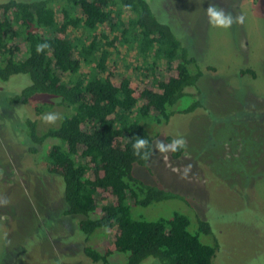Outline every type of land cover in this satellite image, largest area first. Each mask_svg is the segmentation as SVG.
I'll return each instance as SVG.
<instances>
[{
  "label": "trees",
  "instance_id": "1",
  "mask_svg": "<svg viewBox=\"0 0 264 264\" xmlns=\"http://www.w3.org/2000/svg\"><path fill=\"white\" fill-rule=\"evenodd\" d=\"M39 44L48 47L38 53ZM119 56L136 59L129 74H117L113 58ZM159 63L160 77L154 73ZM202 76L197 59L148 0L0 1V82L16 86L14 95L4 98L14 106L45 100L35 108L39 120L20 110L15 131L30 153L43 148L46 172L59 182L62 210L47 218L72 220L75 226L69 225L83 236L82 252L92 263L110 264L115 254H123L125 264L148 259L212 264L217 241L206 221L198 219L192 232L184 214L154 220L134 214L176 198L134 176L133 167L149 168L159 127L176 114L203 108L187 91ZM185 98L189 103L176 108ZM57 108L59 124L44 125V114ZM135 137L149 141L142 150L148 159L133 154ZM182 152L171 157L179 159ZM97 235L106 236L88 243ZM201 235L210 241H201Z\"/></svg>",
  "mask_w": 264,
  "mask_h": 264
},
{
  "label": "rangeland",
  "instance_id": "2",
  "mask_svg": "<svg viewBox=\"0 0 264 264\" xmlns=\"http://www.w3.org/2000/svg\"><path fill=\"white\" fill-rule=\"evenodd\" d=\"M148 1L157 18L170 25L197 59L203 76L187 91L203 108L176 114L158 128L153 145L156 140L169 143L181 135L186 148L179 159L153 148L149 168L134 165L133 175L176 198L137 208L134 214L150 220L184 214L192 232L197 230V220H204L217 241L212 264H264V0H211L245 17L243 25L233 24L229 29L208 23L209 0ZM18 43L23 49L22 42ZM113 60L119 66L117 74H129L136 62L121 56ZM161 70L159 63L154 73L160 77ZM246 70L250 73L241 75ZM15 88L14 81L0 82V201H8L0 202V264H102L84 256L85 241L70 226H75L72 220L47 218L62 210L59 182L46 172L43 148L30 153L27 141L15 131L21 123L16 120L20 110L39 120L35 108L45 100L14 106L4 97L14 95ZM189 101L181 100L176 108ZM50 112L61 118V109ZM188 163L193 165L191 172L181 179L180 171ZM113 233L108 232L111 237ZM102 237L97 235L88 243L96 244ZM200 238L203 242L211 239ZM110 264H125V255L115 254ZM143 264L155 262L148 259Z\"/></svg>",
  "mask_w": 264,
  "mask_h": 264
},
{
  "label": "clouds",
  "instance_id": "3",
  "mask_svg": "<svg viewBox=\"0 0 264 264\" xmlns=\"http://www.w3.org/2000/svg\"><path fill=\"white\" fill-rule=\"evenodd\" d=\"M205 14L208 18V23L218 28L229 29L233 26V24L243 25L245 22V17L242 14L233 15L231 12H227L224 8H221L215 3L211 2V0H209V4L205 10ZM47 47V44H39L37 45L36 50L39 53ZM59 118V114L50 112L44 114L42 120L45 123L54 124ZM148 146L149 141L147 139H145L144 137H135V142L132 144L133 154L136 156H141L142 159H148L150 155L149 152L142 151L147 149ZM186 146V139L181 135H177V137L173 138L169 143H165L161 140H156L153 148L159 154L166 155L168 153H174L181 149H185ZM192 167L193 165L191 163L183 165L182 171H180V178H187L188 174L191 172ZM0 202H2L3 204L8 203L6 199H3Z\"/></svg>",
  "mask_w": 264,
  "mask_h": 264
}]
</instances>
